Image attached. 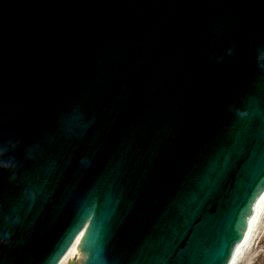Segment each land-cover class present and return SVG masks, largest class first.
Returning a JSON list of instances; mask_svg holds the SVG:
<instances>
[{
  "label": "water",
  "instance_id": "95a60500",
  "mask_svg": "<svg viewBox=\"0 0 264 264\" xmlns=\"http://www.w3.org/2000/svg\"><path fill=\"white\" fill-rule=\"evenodd\" d=\"M0 148V264L81 231L80 264H227L264 191V0H0Z\"/></svg>",
  "mask_w": 264,
  "mask_h": 264
},
{
  "label": "bare ground",
  "instance_id": "6f19581e",
  "mask_svg": "<svg viewBox=\"0 0 264 264\" xmlns=\"http://www.w3.org/2000/svg\"><path fill=\"white\" fill-rule=\"evenodd\" d=\"M263 221H264V194L256 204L255 213L250 221L249 230L245 236V240H243L240 243V245L236 248V251L234 253V256L230 264H239L244 259L245 254L247 255L248 253H250L251 248L254 246V239L256 238V235L263 228V224H264ZM78 254H79L78 250L76 248V245L74 244L69 250L68 254L60 262V264H66L68 260H71L72 258L75 257L77 258L79 256Z\"/></svg>",
  "mask_w": 264,
  "mask_h": 264
},
{
  "label": "rangeland",
  "instance_id": "374dc122",
  "mask_svg": "<svg viewBox=\"0 0 264 264\" xmlns=\"http://www.w3.org/2000/svg\"><path fill=\"white\" fill-rule=\"evenodd\" d=\"M257 239H258V237L255 238L254 242H256ZM257 249H258V246H256V247L253 246V248L251 249V252L248 253L247 255L245 254L246 258L244 256V259H243L244 261L242 260V262H240L239 264H247V262H248V264H252V262L256 259L255 255L260 254L259 252H257ZM78 262H79V258L75 257V258H72L71 260L67 261L66 264H78ZM263 264H264V262H263Z\"/></svg>",
  "mask_w": 264,
  "mask_h": 264
},
{
  "label": "flooded vegetation",
  "instance_id": "af4514ba",
  "mask_svg": "<svg viewBox=\"0 0 264 264\" xmlns=\"http://www.w3.org/2000/svg\"><path fill=\"white\" fill-rule=\"evenodd\" d=\"M260 242H258V251L260 254L258 255V257L256 258V261L254 262V264H263L264 262V234L263 231L260 234ZM260 257V258H259Z\"/></svg>",
  "mask_w": 264,
  "mask_h": 264
},
{
  "label": "snow or ice",
  "instance_id": "6c2138e0",
  "mask_svg": "<svg viewBox=\"0 0 264 264\" xmlns=\"http://www.w3.org/2000/svg\"><path fill=\"white\" fill-rule=\"evenodd\" d=\"M77 116H78L79 118H81V119H83V118H84L83 114H82V113H80V112H78V113H77ZM0 149H2V148H0ZM0 225H3V224H0Z\"/></svg>",
  "mask_w": 264,
  "mask_h": 264
},
{
  "label": "clouds",
  "instance_id": "9594fccd",
  "mask_svg": "<svg viewBox=\"0 0 264 264\" xmlns=\"http://www.w3.org/2000/svg\"><path fill=\"white\" fill-rule=\"evenodd\" d=\"M2 166H5L6 167L7 165H2Z\"/></svg>",
  "mask_w": 264,
  "mask_h": 264
}]
</instances>
